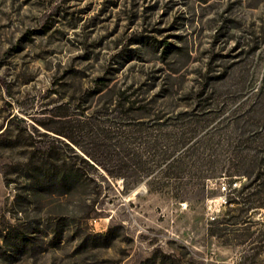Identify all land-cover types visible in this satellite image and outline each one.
I'll return each instance as SVG.
<instances>
[{"label": "rangeland", "instance_id": "rangeland-1", "mask_svg": "<svg viewBox=\"0 0 264 264\" xmlns=\"http://www.w3.org/2000/svg\"><path fill=\"white\" fill-rule=\"evenodd\" d=\"M262 204L264 0H0V264H264Z\"/></svg>", "mask_w": 264, "mask_h": 264}, {"label": "built area", "instance_id": "built-area-1", "mask_svg": "<svg viewBox=\"0 0 264 264\" xmlns=\"http://www.w3.org/2000/svg\"><path fill=\"white\" fill-rule=\"evenodd\" d=\"M227 189H228L227 184H225L224 182H221V184H220V190L223 191V192H225V191H227ZM217 202L219 204H226L227 203V199H226L225 196H220V198L218 199ZM212 219H215V217L213 216Z\"/></svg>", "mask_w": 264, "mask_h": 264}, {"label": "trees", "instance_id": "trees-1", "mask_svg": "<svg viewBox=\"0 0 264 264\" xmlns=\"http://www.w3.org/2000/svg\"><path fill=\"white\" fill-rule=\"evenodd\" d=\"M262 206H264V204H262ZM262 206H261V207H262Z\"/></svg>", "mask_w": 264, "mask_h": 264}]
</instances>
